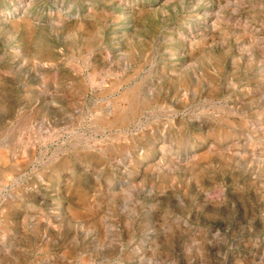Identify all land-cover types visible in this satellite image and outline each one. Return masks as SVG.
<instances>
[{
  "label": "rangeland",
  "instance_id": "obj_1",
  "mask_svg": "<svg viewBox=\"0 0 264 264\" xmlns=\"http://www.w3.org/2000/svg\"><path fill=\"white\" fill-rule=\"evenodd\" d=\"M0 264H264V0H0Z\"/></svg>",
  "mask_w": 264,
  "mask_h": 264
},
{
  "label": "bare ground",
  "instance_id": "obj_2",
  "mask_svg": "<svg viewBox=\"0 0 264 264\" xmlns=\"http://www.w3.org/2000/svg\"><path fill=\"white\" fill-rule=\"evenodd\" d=\"M88 64V63H87ZM182 82H183V80H182ZM184 83V82H183ZM185 83H186V81H185ZM134 98V97H133ZM134 111V110H133ZM121 122V121H120ZM111 125V124H110ZM2 156V155H1ZM68 161V160H67Z\"/></svg>",
  "mask_w": 264,
  "mask_h": 264
}]
</instances>
